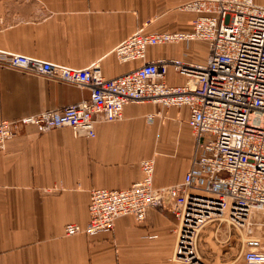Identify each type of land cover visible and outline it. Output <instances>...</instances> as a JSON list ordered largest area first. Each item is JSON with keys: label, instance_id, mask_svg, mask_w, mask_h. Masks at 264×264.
<instances>
[{"label": "crops", "instance_id": "1", "mask_svg": "<svg viewBox=\"0 0 264 264\" xmlns=\"http://www.w3.org/2000/svg\"><path fill=\"white\" fill-rule=\"evenodd\" d=\"M188 1L0 0V49L75 68L97 62L103 76L115 77L142 63L121 62L112 52L136 29H191L193 12L180 8ZM206 49L201 41L161 43L148 47L145 59L203 61ZM184 81L167 69L168 85ZM89 94L87 87L0 66V119L58 109ZM122 113L98 122L92 138L76 137L66 126L43 132L26 126L5 142L0 264H169L175 225L169 210L150 207L140 222L122 216L112 229L91 235L63 232L66 223L87 222L92 188L122 189L139 180L142 159L154 160L155 187L183 178L194 143L188 107L128 102ZM225 244L224 253L234 247Z\"/></svg>", "mask_w": 264, "mask_h": 264}, {"label": "built area", "instance_id": "2", "mask_svg": "<svg viewBox=\"0 0 264 264\" xmlns=\"http://www.w3.org/2000/svg\"><path fill=\"white\" fill-rule=\"evenodd\" d=\"M180 8L193 12L191 29H136L112 52L121 62L142 63L111 78L103 76L97 62L75 68L0 49L2 67L90 90L87 98L58 109L0 119V151L26 126L38 132L66 126L76 137L92 138L95 125L120 119L128 102L151 101L163 108L185 105L194 143L183 178L155 187L154 160L142 159L139 180L122 189L92 188L87 222L66 223L63 232L91 235L112 229L122 216L140 222L147 209L155 207L174 214L175 256L187 264H216L202 260L195 244L200 229L214 221L237 229H228L225 243H239L241 264H264V221L251 214L264 210V6L253 0H190ZM178 41L204 42L206 58L145 59L148 47ZM169 67L185 77L182 84L165 82ZM153 116L148 114V121Z\"/></svg>", "mask_w": 264, "mask_h": 264}, {"label": "rangeland", "instance_id": "3", "mask_svg": "<svg viewBox=\"0 0 264 264\" xmlns=\"http://www.w3.org/2000/svg\"><path fill=\"white\" fill-rule=\"evenodd\" d=\"M253 2L257 5L264 6V4L256 0H253ZM251 214L254 219L264 221V210H253ZM228 229L231 233L237 232V229L233 227V225L225 221L221 222L220 225H218L217 221L208 222L200 229L195 242L196 251L201 256L200 258L202 260H206V263L216 262V264H225L223 263V258H226L228 262L226 264H241V260L238 258L239 243L234 245L232 249L230 248L226 253L221 249L222 245L226 242ZM176 230L177 220L175 218V225L173 228L174 243L169 264H187L185 258H178L175 256Z\"/></svg>", "mask_w": 264, "mask_h": 264}]
</instances>
